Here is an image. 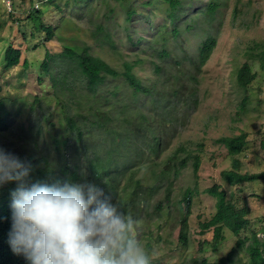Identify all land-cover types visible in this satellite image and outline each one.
<instances>
[{"label": "rangeland", "instance_id": "rangeland-1", "mask_svg": "<svg viewBox=\"0 0 264 264\" xmlns=\"http://www.w3.org/2000/svg\"><path fill=\"white\" fill-rule=\"evenodd\" d=\"M212 2L218 8L211 14ZM41 23L53 29L52 38L39 30ZM208 37L217 47L199 67ZM9 46L22 56L0 77V148L31 165V182L102 188L138 221L151 264L214 262L236 245L238 237L225 229L215 251L213 230L202 231L201 222L216 211L206 192L214 184L226 188L238 208L250 207L251 225L240 237L257 231L263 238L264 180L231 186L221 173L233 169L235 158L241 173L264 172V0H180L174 18L166 0H0V71ZM80 46L121 73L133 66L145 91H135L123 76L91 90L76 66L59 57L65 47ZM48 52L57 55L46 73ZM245 63L257 73L248 88L237 81ZM58 75L66 77L64 90L54 83ZM243 132L248 143L239 155L218 143ZM169 157L172 169L165 165ZM183 161L188 165L176 176ZM15 187H0V211L11 207ZM187 188L195 197L183 245ZM240 257L237 264L248 260Z\"/></svg>", "mask_w": 264, "mask_h": 264}, {"label": "clouds", "instance_id": "clouds-1", "mask_svg": "<svg viewBox=\"0 0 264 264\" xmlns=\"http://www.w3.org/2000/svg\"><path fill=\"white\" fill-rule=\"evenodd\" d=\"M31 165L0 148V187L10 193L8 243L30 264H151L138 221L91 183L31 182Z\"/></svg>", "mask_w": 264, "mask_h": 264}, {"label": "trees", "instance_id": "trees-1", "mask_svg": "<svg viewBox=\"0 0 264 264\" xmlns=\"http://www.w3.org/2000/svg\"><path fill=\"white\" fill-rule=\"evenodd\" d=\"M122 1V0H117ZM168 4L169 16L174 18L177 8L180 5V0H166ZM11 6V5H10ZM218 8L216 2H212L209 7V13H214ZM39 30H48V37H53V29L46 27L43 23L39 26ZM217 47V39L215 37H208L202 43L199 53V67L205 65L212 57ZM261 52V59L264 61V51ZM57 54L47 53L46 60L43 62V70L48 73L50 63L56 58ZM22 51L19 48L9 46L5 52V64L0 71V77L5 75L12 67L20 63ZM64 59V62L74 64L81 76L86 80L91 90L106 84L109 78H117L123 76L129 85L135 91H145V88L141 81L133 73V66L126 65V70L121 73L112 65H110L104 59L95 56L91 53L87 46L80 47H65L64 51L59 55ZM257 78V73L253 71L249 63L243 64L237 72L238 84L243 88H248ZM55 85L61 84V89L64 90L66 84V77L61 78L60 75L54 77ZM2 86L0 84V92ZM66 114V121L70 124L71 118L68 115L67 108H63ZM70 127L75 129V125L71 124ZM79 137L81 133H78ZM218 143L226 146L230 155H239L247 146L248 135L243 132L235 136H223L218 140ZM193 173L196 179H198L199 171L201 168V156L196 155L193 157ZM174 157H169L165 161V165H168L172 169ZM188 165L185 161L181 162L175 169L176 176L180 175L183 168ZM241 161L234 159L233 169L224 170L221 175L222 178L231 186L238 184L254 182L256 180H264V172L244 174L241 173ZM165 171L166 168H165ZM172 186V185H171ZM206 192L216 199V211L212 217L204 222H201L202 231L213 230V248L217 251L221 242L226 240L225 229H229L234 233L238 240L236 245L227 253L226 256L220 257L214 262H210L208 259H202L203 264H237V261L241 260L240 255L244 254L248 260L244 264H264V225L262 227L263 238H260L257 231L252 232L250 236L241 238V233L249 230L251 222L249 219L250 207L248 205L238 208L231 194L221 184H214L207 188ZM195 197V191L193 188H187L181 200V218H180V242L185 245L188 240L190 230V217L192 214V203ZM12 209L8 207L0 211V264H30L22 255L18 256L13 253L8 243L9 232L12 225ZM178 264V263H172Z\"/></svg>", "mask_w": 264, "mask_h": 264}, {"label": "built area", "instance_id": "built-area-1", "mask_svg": "<svg viewBox=\"0 0 264 264\" xmlns=\"http://www.w3.org/2000/svg\"><path fill=\"white\" fill-rule=\"evenodd\" d=\"M9 6H10V2H9Z\"/></svg>", "mask_w": 264, "mask_h": 264}]
</instances>
